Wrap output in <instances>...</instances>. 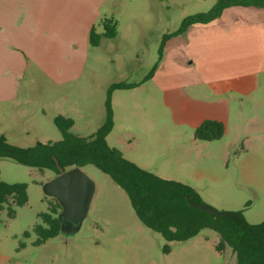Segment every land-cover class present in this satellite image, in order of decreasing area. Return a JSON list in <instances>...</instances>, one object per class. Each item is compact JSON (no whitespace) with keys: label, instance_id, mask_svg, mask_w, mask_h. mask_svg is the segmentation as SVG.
Listing matches in <instances>:
<instances>
[{"label":"rangeland","instance_id":"obj_1","mask_svg":"<svg viewBox=\"0 0 264 264\" xmlns=\"http://www.w3.org/2000/svg\"><path fill=\"white\" fill-rule=\"evenodd\" d=\"M183 2L179 0V4ZM216 2L207 0L196 8H173L168 22L166 8L156 12L150 1L144 6L132 1L130 7H135L136 21L126 7L115 18L121 19L122 36L137 43L129 47L124 41H116L89 50L83 43L82 62L86 70L78 92L65 98L68 91L60 95L49 82L38 80L34 84L30 110L17 124V131L31 132L27 139L32 146L37 132L61 139L51 119L75 103L79 112L72 115L78 122L71 132L93 135L98 131L99 105L107 95L93 87L90 77H95L99 84L107 81L139 84V89L127 92V100L117 101L119 123L107 140L109 146L141 168L147 166L166 178L195 188L205 204L216 211H243L248 223L263 222L264 106L260 102L264 92L242 108L235 97H227L218 85L175 90L177 80L186 83L193 75L197 76L194 66L185 65L183 69L173 59H183L184 56L179 55L185 50L193 54L186 42L168 51L169 54L164 52L159 61V31L179 29L186 17L207 12ZM138 24L153 30L142 33ZM207 61L205 59V63ZM158 62L153 76L158 74L159 79L148 81L146 78ZM171 76L174 79L170 82ZM229 103L232 109L227 112ZM87 112L92 122L87 123ZM205 115L227 119L221 140L208 142L197 138L196 116ZM31 124L39 127L32 128ZM84 171L95 183L87 216L75 231L65 228V234L36 246L38 236L33 231L34 226L41 223L39 215L48 212L53 201L44 192V185L55 174L11 159H0L1 179L7 183H26L29 197L24 207L16 209L15 218H9L7 210L0 207V264H237L231 248L223 252L217 250L220 237L212 230H204L184 243L170 244L171 253L166 254L167 242L138 219L123 189L94 165L86 166ZM26 232L30 235L26 236ZM68 232L70 234H66Z\"/></svg>","mask_w":264,"mask_h":264},{"label":"crops","instance_id":"obj_2","mask_svg":"<svg viewBox=\"0 0 264 264\" xmlns=\"http://www.w3.org/2000/svg\"><path fill=\"white\" fill-rule=\"evenodd\" d=\"M132 1L138 2L141 6L150 1V6L156 12L166 8L168 22H170L171 9H177L179 6L183 9L196 8L207 0H184L181 4L179 0H0V137H5L7 142L13 145L32 146L33 143L31 144V141L27 139L31 132L28 133L27 130L18 132L17 124L30 110L34 84L38 80L49 82L53 90L57 89L60 95L68 91L64 94L65 98L78 92L79 82L83 79L86 70V64L82 62L83 43L88 50L99 49L116 41H124L129 47L137 43L136 40L122 36L121 19L115 18V15L126 7L128 14L136 21L135 7H130ZM191 3H193L192 6ZM105 20L118 23L117 36L114 38L103 36L99 46L92 47L91 32L96 28L99 34H103ZM138 25L142 33L153 30L149 26ZM177 30L159 31L158 46L160 47L165 35ZM142 40L144 41V38ZM147 42L149 43L150 39ZM181 42H186V47H191L193 54H189L188 50L180 52L179 56L183 55L184 58L173 57L174 62L183 69L185 65L194 66L193 71L197 73V76L193 75L191 80L190 78L186 80V83L177 80L175 90H184L187 86L195 85H218V88H223L227 97H235L242 108L246 104H252L255 98L264 92V8L237 6L225 9L216 21L208 25H193L185 33L169 39L165 53L169 54L168 51L178 47ZM205 59H208L207 63ZM211 73L213 75L210 76ZM158 77L157 74L151 80L157 81ZM90 79L93 87L106 95L112 84L119 83L107 81L105 84H99L95 77ZM172 79H174L173 76L170 77V82ZM136 85L133 89H119L113 92L114 128L107 136V140L119 123L117 101L127 100L129 90L136 91L140 88L139 84ZM170 86L173 89V84ZM261 96L263 97L264 94ZM105 100L101 106L99 105L100 110L96 118L97 130L106 122ZM20 102L22 104L19 105ZM74 104H69L66 111L60 113V116L74 121L72 129L77 127L78 122L72 113L79 112ZM260 104L264 106V99ZM227 107V112H230L232 109L230 103ZM91 117L87 112V123L92 122ZM196 118L198 122L194 125L195 130L205 120H216L223 124L227 122V119L225 121V119L206 117V115L196 116ZM54 119L55 117L51 119L52 122ZM30 126L39 127L32 124ZM37 134L35 145L60 140L53 137L54 135L40 132ZM143 168L166 178L149 170L147 166Z\"/></svg>","mask_w":264,"mask_h":264},{"label":"trees","instance_id":"obj_3","mask_svg":"<svg viewBox=\"0 0 264 264\" xmlns=\"http://www.w3.org/2000/svg\"><path fill=\"white\" fill-rule=\"evenodd\" d=\"M264 8V0H218L207 12L186 17L180 28L163 37L159 48V61L162 60L169 39L185 33L193 25H208L221 17L225 9L231 7ZM104 33L94 28L90 43L98 47L102 37L117 36L118 23L103 21ZM159 62L146 78L151 79ZM136 84H112L105 101L106 122L102 128L89 137H81L71 132L74 121L58 116L54 124L62 138L56 142L20 147L0 137V159H11L17 163L40 171H51L58 176L65 171L94 165L106 173L128 196L138 219L149 229L159 233L167 242L166 254L171 253L172 243H184L204 230H212L220 237L217 250L223 252L231 248L237 264H264V221L259 224L247 222L243 211L226 212L228 217L213 216L196 205L209 207L198 191L185 183L165 179L145 170L126 159L121 151L109 146L107 136L114 128L113 92L119 89H133ZM226 129L222 122L205 120L196 131L202 141L221 140ZM49 211L41 213V223L34 226L40 246L50 239L61 235L62 224L59 214L62 206L52 198ZM29 201L26 183H7L0 177V207L6 209L9 218L16 217V209L24 207ZM210 208V207H209ZM26 236L30 233L26 232Z\"/></svg>","mask_w":264,"mask_h":264},{"label":"water","instance_id":"obj_4","mask_svg":"<svg viewBox=\"0 0 264 264\" xmlns=\"http://www.w3.org/2000/svg\"><path fill=\"white\" fill-rule=\"evenodd\" d=\"M94 189L95 183L80 167L71 168L44 185V192L49 197L57 199L62 206L58 216L62 224L61 233H64L65 228H72L75 231L80 226L87 216L89 200ZM196 206L213 216H229L226 212H219L201 205Z\"/></svg>","mask_w":264,"mask_h":264}]
</instances>
